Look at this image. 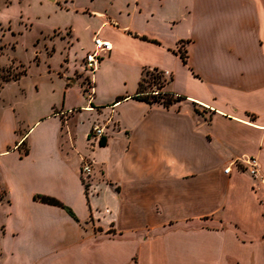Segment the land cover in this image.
I'll return each mask as SVG.
<instances>
[{
	"label": "crops",
	"instance_id": "obj_1",
	"mask_svg": "<svg viewBox=\"0 0 264 264\" xmlns=\"http://www.w3.org/2000/svg\"><path fill=\"white\" fill-rule=\"evenodd\" d=\"M116 1L88 44L86 24L54 30L48 84L0 79V246L22 264H264V0ZM95 36L113 48L88 74ZM144 68L185 99L134 98Z\"/></svg>",
	"mask_w": 264,
	"mask_h": 264
},
{
	"label": "rangeland",
	"instance_id": "obj_2",
	"mask_svg": "<svg viewBox=\"0 0 264 264\" xmlns=\"http://www.w3.org/2000/svg\"><path fill=\"white\" fill-rule=\"evenodd\" d=\"M85 6L86 16L82 12L76 14V8ZM117 6L116 0H0V79L19 78L27 68L25 85L37 82L48 84L52 69L60 66L66 53V41L60 38L59 31L54 35V30L71 25L83 28L86 24L88 44L92 28L105 13L114 14ZM77 50L80 51L79 46ZM86 73L90 74L88 70ZM18 89L15 83L7 91L14 93ZM49 97L47 89L42 94L43 102H47ZM7 212L4 206H0V226L5 223ZM10 249L9 242L0 246L5 258L3 262L22 264Z\"/></svg>",
	"mask_w": 264,
	"mask_h": 264
},
{
	"label": "trees",
	"instance_id": "obj_3",
	"mask_svg": "<svg viewBox=\"0 0 264 264\" xmlns=\"http://www.w3.org/2000/svg\"><path fill=\"white\" fill-rule=\"evenodd\" d=\"M144 39H148L147 37H143ZM183 41L180 42V48L178 49V53L180 54L183 62L185 64L188 63V52L187 49L183 48ZM27 73V68L24 69L22 75ZM18 79V78H16ZM7 81V79H4ZM173 80V77H168L165 75V71L159 68H144L142 72V77L139 81L138 89L136 95L133 97L136 99H140L148 102L151 105H161L165 108H170L173 104L184 100L185 97L181 95H175L174 93H170L165 90V87ZM154 91H159L157 94L153 93ZM102 145L106 144V138L103 137L100 141ZM28 153V149L26 148L25 154ZM87 187V186H86ZM4 198V195H0V200ZM35 199L65 208L70 215H72L76 220H78L74 211L67 205L63 204L60 200L55 197L37 194L35 195Z\"/></svg>",
	"mask_w": 264,
	"mask_h": 264
},
{
	"label": "built area",
	"instance_id": "obj_4",
	"mask_svg": "<svg viewBox=\"0 0 264 264\" xmlns=\"http://www.w3.org/2000/svg\"><path fill=\"white\" fill-rule=\"evenodd\" d=\"M93 45L94 49L90 52H88L85 56L84 59V67L85 70H88L91 74H93L101 61V53L102 52H109L112 50L113 45L112 42L108 39H104L99 36H95L93 38ZM165 75L169 76V72L165 71ZM87 91L89 92L90 99L92 98L93 91H94V86H93V81L88 80L87 81ZM159 91H154L153 93L157 94ZM175 95H178L174 93ZM92 136L94 137H103L104 136V128L95 125L92 130ZM245 163L248 165L247 166V171L253 176V177H258L259 175V165L257 162L256 158H249L245 160ZM93 170L92 164L90 162H84L82 164V172L86 175H91ZM231 170V167H227L224 169L226 173H229Z\"/></svg>",
	"mask_w": 264,
	"mask_h": 264
}]
</instances>
